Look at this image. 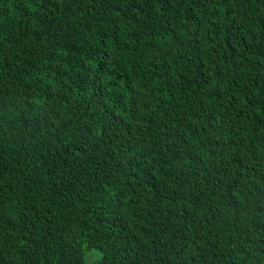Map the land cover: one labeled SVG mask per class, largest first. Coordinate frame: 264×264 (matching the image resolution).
Wrapping results in <instances>:
<instances>
[{
    "label": "trees",
    "instance_id": "obj_1",
    "mask_svg": "<svg viewBox=\"0 0 264 264\" xmlns=\"http://www.w3.org/2000/svg\"><path fill=\"white\" fill-rule=\"evenodd\" d=\"M264 264V0H0V264Z\"/></svg>",
    "mask_w": 264,
    "mask_h": 264
},
{
    "label": "rangeland",
    "instance_id": "obj_2",
    "mask_svg": "<svg viewBox=\"0 0 264 264\" xmlns=\"http://www.w3.org/2000/svg\"><path fill=\"white\" fill-rule=\"evenodd\" d=\"M94 254V256H95V258H94V260L91 262V261H89V259H88V264H96L95 263V261H96V259H97V253L95 252V251H90V252H88L87 253V256H89L90 257V255H93Z\"/></svg>",
    "mask_w": 264,
    "mask_h": 264
}]
</instances>
